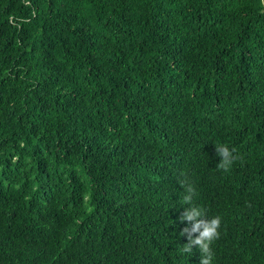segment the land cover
I'll use <instances>...</instances> for the list:
<instances>
[{"label":"trees","instance_id":"obj_1","mask_svg":"<svg viewBox=\"0 0 264 264\" xmlns=\"http://www.w3.org/2000/svg\"><path fill=\"white\" fill-rule=\"evenodd\" d=\"M181 180L264 264V0H0V264H199Z\"/></svg>","mask_w":264,"mask_h":264},{"label":"clouds","instance_id":"obj_2","mask_svg":"<svg viewBox=\"0 0 264 264\" xmlns=\"http://www.w3.org/2000/svg\"><path fill=\"white\" fill-rule=\"evenodd\" d=\"M235 149H230L224 144L215 146L216 154L221 158L217 168L225 173L229 172L233 164L241 157L235 155ZM184 189L182 203L188 205L180 216L181 222H188L190 227H184L180 235L186 237L187 242L179 247L178 253L182 255H192L193 247L198 248L201 259L199 264H212L214 253L212 244L220 238L221 216L216 215L206 218L204 209L193 204V197L196 194L194 186L187 180H181Z\"/></svg>","mask_w":264,"mask_h":264}]
</instances>
